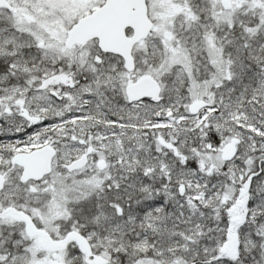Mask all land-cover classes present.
I'll return each mask as SVG.
<instances>
[{"label":"snow or ice","instance_id":"1","mask_svg":"<svg viewBox=\"0 0 264 264\" xmlns=\"http://www.w3.org/2000/svg\"><path fill=\"white\" fill-rule=\"evenodd\" d=\"M0 264H264V0H0Z\"/></svg>","mask_w":264,"mask_h":264}]
</instances>
